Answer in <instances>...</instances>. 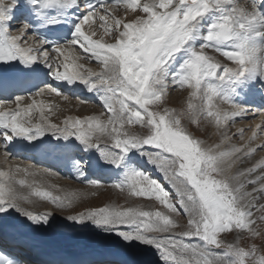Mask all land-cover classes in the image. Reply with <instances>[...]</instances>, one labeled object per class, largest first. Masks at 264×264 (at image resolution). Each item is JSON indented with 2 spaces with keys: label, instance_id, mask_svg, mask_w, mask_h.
<instances>
[{
  "label": "snow or ice",
  "instance_id": "6c2138e0",
  "mask_svg": "<svg viewBox=\"0 0 264 264\" xmlns=\"http://www.w3.org/2000/svg\"><path fill=\"white\" fill-rule=\"evenodd\" d=\"M15 3L16 0H0V63L16 60L25 66L45 63L57 81H78L87 84L89 91L101 87L102 108L109 114L107 124L113 125L112 131L118 137L112 147L119 150L104 151L101 155L106 162L119 167L123 156L131 149L149 146L158 150L156 155L149 156V162L162 171L177 199H170L169 192L160 183L141 172H133L125 183L111 186L127 191L132 197L154 196L168 213L186 218V230L173 232L180 225L168 214L130 207L123 210L99 207L66 218L74 223L91 222L114 231L126 243L136 240L155 247L164 264H246L249 259L254 264H264V256L257 257L255 245L245 250L218 239V234L234 230L247 231L253 238L262 235L257 225L259 221L264 226V203L260 202L264 201V161L252 167L240 166L258 150L264 152V143H256L259 133H264V126L257 124L258 131L249 128L251 134L247 138L243 128L230 133L228 129L238 120L243 122L249 113L231 103L212 83H235L247 77L264 82V11L260 8L264 0H251V12L239 6L237 0H149L143 4L140 0H113L112 3L103 0L96 6L86 4V14L75 27V39L51 52L45 49L43 41L36 48L29 45L27 25L17 31L18 35L9 33L5 26L9 18L6 11ZM31 3L47 8L61 3L76 6L79 0H31ZM121 5L125 13L128 10L134 13L131 21L113 15ZM137 10L146 15H140ZM210 11L219 13V19L208 27L204 43L189 50L190 58L185 61L179 77H174L170 85L165 84L158 78V73L192 39L195 24ZM96 24L104 35H111L116 42L94 41L92 36L98 31ZM85 25L88 26L87 32L83 30ZM76 46L87 55H75ZM65 50L72 54L71 57L64 55ZM207 50L219 53L234 67L215 60ZM52 52L64 55V61L58 63L50 55ZM81 58L95 59L102 66L101 71L93 72L76 64L75 60ZM170 86L190 90L186 111L179 115L174 109L160 107ZM45 92L61 95L47 87L35 96ZM197 97L199 105L193 103V98ZM23 99L18 97L15 100V110L0 111V133L4 140L13 137L35 140L52 133L58 139L74 137L85 146V150L100 148L93 142V133L106 131L107 125L92 119L69 117L61 127L49 123L44 116L45 111H52L50 106H37L34 101L28 108L20 109L19 102ZM217 100L228 104L232 111H218ZM149 105H156V109L149 110ZM33 107L40 111L42 123L26 127L23 120ZM184 117L196 124L207 120L216 128L220 142L205 146L182 125ZM126 123L140 125L147 131L140 137H128L127 134L120 137L116 125L123 129ZM233 139L242 143L233 145ZM0 147L4 149L3 145ZM5 156H8L6 152ZM257 170H260L259 174ZM16 171L38 175L27 169L17 168ZM10 175L0 171V178H6L0 180V214L13 209L33 224H46L51 213L40 215L24 208L22 202H27L29 196L9 183ZM88 183L101 184L98 181ZM19 185L20 188L31 187L25 180H20ZM31 195L49 200L59 210L72 203L65 204L60 197L48 192L34 191ZM192 241L200 243L193 244ZM218 249L223 251H216Z\"/></svg>",
  "mask_w": 264,
  "mask_h": 264
},
{
  "label": "bare ground",
  "instance_id": "6f19581e",
  "mask_svg": "<svg viewBox=\"0 0 264 264\" xmlns=\"http://www.w3.org/2000/svg\"><path fill=\"white\" fill-rule=\"evenodd\" d=\"M22 2H23V0H16L15 6L10 10L17 11L19 9V6L22 4ZM122 6L123 5H121L120 7H122ZM249 8L252 11V7L249 6ZM85 14L86 13L82 14V16ZM132 14H133V12L131 10H128L127 13H122V14L120 13L119 17L124 18L125 20H128L132 17V16H130ZM219 15L220 14L217 13L216 11H210L209 13L205 14V16L202 17V19L205 18V19H208V21L206 22L204 28L201 31L202 32L206 31L212 23L216 22V20L219 19ZM82 16H81V18H82ZM81 18L76 19V21H75L76 25L79 23ZM109 23H111V21H109ZM76 25H75V27H76ZM19 27L21 29L23 27L22 24L18 23L16 26V29ZM198 27H199V24H198ZM83 30H85L87 32L88 26L85 25ZM198 31L199 30H197V28H195V31H193V33H192V39L189 40L188 42H193L194 40H200V38L195 37V32L198 33ZM101 33H102L101 37L92 36V39L93 40L96 39L94 41H100L102 43H103V41L108 42V43H113V42H110L109 41L110 39L107 38L110 35H104L102 29H101ZM101 33H100V35H101ZM15 35H18V33ZM202 42H204V40H202ZM28 43H30L29 39H28ZM71 43L72 42H70L69 44H71ZM30 45L34 48L39 47V45H36L34 43H32ZM66 45H68V44H66ZM63 46H65V45H63ZM63 46H60V47H63ZM184 51L185 50L181 51L180 53H177L171 59L172 65L164 68L162 70V72L168 71L174 65H176V70L174 71L172 76H173V78L174 77L178 78L179 75L181 74V69H182L185 61L190 58V53L184 52ZM50 55L54 59H56L58 63H61L64 61V55H69L71 57L72 54H70L67 50H65L64 55H59V54L54 53V52L50 53ZM75 55L83 57V56H86L87 54L83 53L82 49H79V47L76 46ZM224 60L226 61V59H224ZM225 61H224V63L228 64L229 66L234 67L233 64H231L228 61H226V62ZM69 63L70 64L72 63L71 58L69 60ZM75 63L78 65L82 64L85 66V69H91L93 72L101 71V67H102L98 64V62L95 59L81 58V59L75 60ZM45 67L49 68L46 64H45ZM50 70L52 73L51 68H50ZM60 71L61 72L64 71L63 67L60 68ZM81 71L84 75H87L86 71H84L83 69H81ZM159 78L162 79V77H159ZM248 78L249 77L242 79L240 82H244V81L248 80ZM212 83L218 87V89L222 95L227 96L229 98L231 103L242 107L240 105V102H239L242 99L241 96H239V95L233 96L232 94L228 93L229 82L221 83L219 81H212ZM48 85L49 86H47V87H51V88L57 90L60 94H66L68 97H70V99H72L73 101H70V100L68 101V99H66L67 100L66 104H68L69 106L71 105L72 109H73V107L75 108V106L80 105V103L82 104V106H85V104L82 103L81 101H86V102H88L87 104L96 103V104L102 106L101 97L103 95V89L101 87H97L96 89L89 91V86L87 84L80 83L78 81L72 82V83H69L68 81H57V80L53 79L52 74H51V78H50V83ZM45 87L46 86L39 87V89L36 91V93L39 92L40 90L44 89ZM159 87H160V85H157V88H159ZM35 94L33 96H30V97H24V99L19 102L20 109L28 108L29 105H33L34 101H35V104L37 106H41V105L50 106L52 108V111L51 112L45 111L44 116L47 117V120L49 123H52L50 117L54 114L53 113V111H54L53 107L54 106L51 105L52 103H50V101H52V100H48V99H50V97H52V96L56 97L58 95H56L54 92H51V93L45 92L44 94H42L40 96H35ZM17 98L18 97H15V98L11 99L10 101L0 102V111L15 110L17 105L14 102ZM218 102L220 103V105ZM215 103H216L217 110L220 111L221 113H230L232 111V109H230L228 104L224 103L223 101L217 100ZM64 113H66V112L62 111V114H64ZM31 118H36V121L35 120L33 121ZM72 118L73 119L76 118V113L73 114ZM93 120L97 121L95 119H93ZM237 122L238 123H236L235 125L230 127V128H232L230 133H235L238 129L243 128L246 130L245 135L247 138V136L251 134L248 131L249 128H251L252 130L258 131V129H256V125L259 123L256 120V118H254L252 116V113H249V115L245 116L243 118V122H240L239 120ZM23 123H24V126H26V127H32V126H35L36 124L42 123L41 113H40V111L37 110V107H33L31 109L30 115H28L24 118ZM260 125L264 126V123H261ZM60 126L64 127V125H60ZM211 127H212V130H211L210 138L214 142L219 143L220 137L217 133V130L214 127V125H212ZM259 137L260 138L257 140L256 143H264V133H259ZM44 140L49 141L48 145L62 144L65 147H71L72 149L75 148V150H77L78 154L80 155L79 159L83 160V162H85V166H87V162H89V160H91V161L93 160V161L97 162L98 166H102L101 168L111 166V170L107 175H113L111 179L114 180V182H112V183H115V184L125 183L128 176L132 174L130 167H127V166L125 167L124 165H121V164L119 165V167H117L116 165H114L112 163L106 162L105 158L101 155V152L98 151L97 149L88 148L87 150H85V146L82 145L79 141H77L74 137H70L68 139H64V138L58 139L52 133H47L44 136L40 137L39 139H35V141L40 143V144L36 145L37 150L51 151L50 147L47 149H43V147L41 145V141H44ZM236 140L238 141V143L236 145H239L240 143H242L238 139H233L231 141V144H233V142ZM16 142H28L29 143V139H26L24 137H13L11 140L6 141L3 139V135L0 136V145L4 146V149L2 147H0V150H2V152L0 153V171L9 172L11 174L10 175V180L12 179L11 182L16 181L19 184L20 180H25L27 182V185H31V183H32L31 181H35V183L38 182L36 177H38V178H39V176L43 177L42 175H47V173H45L39 169L32 168L31 166L27 165L26 163H21L20 161H17L7 153V148L10 146L9 143L13 144ZM233 145H235V144H233ZM224 147H228V145H224ZM72 149H70V150H72ZM5 152L8 154V156H5ZM133 157L134 156H129V157L125 158L123 160V162L126 163L128 161H131V163H132V161H134V159H135L138 161V163L143 164V162L145 161L142 159V157L141 158L134 157V159H133ZM251 158H252L251 161L248 159L249 161L247 160V162L245 164L241 165L240 167H242V168L252 167L254 164L259 163L261 161H264V152H260L258 150L257 153H255ZM86 159H89V160H86ZM77 165L83 166L82 161L77 162ZM126 165H128V164H126ZM17 168L27 169L28 172H37L39 176L38 175H28L24 171L17 172L16 171ZM89 169H92V167H90ZM152 170L154 172H156V168H152ZM92 171H93V169H92ZM105 171H107V170H105ZM233 171H235V169H233ZM259 171L260 170H257V174H259ZM78 176H79V180H81V182L86 184V185H93V186L97 185V184L88 183V182H93L94 180H90V179L85 180V178H84L85 174L83 175V173L80 171L78 172ZM51 177L54 178L53 181L55 183H58L56 180L63 181V180L59 179L58 177H55V176H51ZM3 179H6V178H0V180H3ZM39 179L41 180L42 178H39ZM10 180H9V182H10ZM42 181H44V180H42ZM32 186L33 185H31V187ZM42 186L44 187V190L46 192L50 193V191H48L49 189L47 188L49 186H46L44 184H42ZM14 187H15V185H14ZM40 191H42V189H40ZM21 192H23V191H21ZM29 211H31V210H29ZM34 213H36V212H34ZM36 214H39V213H36ZM43 214H46V213H40V215H43ZM52 218L53 217L50 216L48 218V221L46 224H43V223L33 224V223L29 222L28 220H26L23 216H21L15 210L10 209V210L0 214V227L4 231L9 230V229L14 230L18 235H21V236L28 238V239H33L37 242H42V243L47 244V245H55V246H58V245H62V246L82 245V246L87 247L90 250H94L98 254L104 255L108 258H112V256H114V255L120 256L119 258L113 257V259H117L119 261L124 260L125 263L162 264L161 262L157 261L156 258L154 259V258L148 257V255L145 253L143 254L142 252L141 253L137 252L136 247L132 242H128V243H130V244H128L124 240H122L119 236H116V235H97L93 232H86L87 229L84 227H80V229L79 228L75 229L74 226H69V225H66V226H63L60 228L58 226V228H59L58 229V228H56V226H54L55 222L53 221ZM216 251H218V252L223 251V249H218ZM101 253H105V254H101Z\"/></svg>",
  "mask_w": 264,
  "mask_h": 264
},
{
  "label": "rangeland",
  "instance_id": "374dc122",
  "mask_svg": "<svg viewBox=\"0 0 264 264\" xmlns=\"http://www.w3.org/2000/svg\"><path fill=\"white\" fill-rule=\"evenodd\" d=\"M145 2H149V0H140L141 4ZM237 2L239 6L245 7L247 11L251 12L249 8V3L247 0H237ZM137 11L139 12L140 15H146L140 12L139 10ZM120 13L121 14L125 13V9L123 6L120 7L117 11H114L113 15L119 16ZM130 16L132 17L126 21H131V19L134 16V13ZM95 27H97L98 31L96 35L94 36L101 37L102 33H101V29H99V25L96 24ZM107 38L110 39L109 40L110 42H113V43L116 42L111 35L108 36ZM103 43H108V42L103 41ZM198 43L199 44H189V47H188L189 49H187V52L190 53L189 51L190 49L194 50L196 48H199L202 43L201 42H198ZM207 54L212 56L215 60H218L224 63L223 57L217 54L216 52L207 50ZM167 66L168 64L165 67ZM159 75L160 73H158V78H159ZM189 93H190V90H188L186 87L184 89H179V88L174 89L170 87L169 92L163 98V103L160 105L161 109L163 108L174 109L175 113L179 115L181 112L186 111ZM52 97H50V99L48 100H52L50 101V103H52L51 105L54 106L53 107L54 114L50 117L51 122L53 124H57L59 126L64 125L63 122L65 121V119L69 117L72 118L74 113H76V118H80L82 120L95 119L99 121L100 123L107 125L106 131L101 132L99 130H96L93 133V142L98 143L100 146V148H95V149H97L101 153L104 151H119L118 149L112 147L114 144L115 138H118L117 133L112 131L113 125L107 124L109 114H106L105 110L102 108L101 105L84 103L85 106H82V104L80 103V105H77L78 107L77 106H75V108L73 107L74 109L73 110L71 108L72 107L71 105L69 106L68 104H66L67 103L66 99H68L67 97H62V96L55 97L54 96L55 97V98L53 97L54 99ZM69 100L73 101L72 99H68V101ZM193 103L199 105L200 103L199 98L198 97L193 98ZM65 107L66 108L68 107V108L66 109ZM148 107H149V110L156 109V105H149ZM62 111H65L66 113L62 114ZM31 119L33 121L34 120L36 121V118H31ZM182 125L187 129L189 133L192 134V136L202 141L205 146H211V145L216 144V142H214L210 138L212 124H210L207 120H201L199 124H196V123L191 122L186 117H184L182 118ZM116 128H117V131L120 133V137H123L125 134H127L128 137H133V136L140 137L145 131H147V129L143 128L140 125L127 124V123L125 124V127L123 129H120L118 125H116ZM231 130L232 128L228 129L229 132H231ZM237 143H238L237 140L233 142V144L235 145ZM157 152L158 150L152 147L144 146L140 149L129 150L127 154L123 156V159L131 155L135 157H143L145 160H147L149 164L148 166L150 169L156 168V172L154 173L157 174V176H152V172L147 171V170L141 173L148 176L151 180H155L158 183H160L162 187H164V189L169 192L170 194L169 198L175 201L177 199L176 194L174 190L171 188V185L168 184V182L165 180L162 171H160L156 167L155 164L149 162V156L156 155ZM159 154L163 155L162 152H160ZM117 155H119V153H117ZM165 155H170V154H165ZM249 160L251 161L252 158H250ZM42 176L43 177L39 176V178H42L41 180L38 177H36L38 180V182L36 183L35 181H31L32 182L31 185L33 186L30 188L27 186L24 188H20V185L16 181L11 182L12 179L10 180L9 183L12 186L15 185V188L20 189V191H23V193L25 192L24 194L29 196V200L27 202H22V206L24 208L31 210L32 212L39 213V214L40 213H51V216L53 217L52 219L55 222L54 226H56V228H58V226L60 228V227L69 225V226H74L75 229H78V228L80 229V227H84L87 229L86 232H93L97 235H116L114 231L105 230L103 228L97 227L91 222L74 223V222L69 221L66 217L68 215H76L79 212L89 211V210H92L94 208H99V207H113V208H119L121 210L127 209L130 207V208H133L135 210H140V211H149L153 213L156 211H160L164 214H168L170 218L176 220L177 223L180 225V227L177 229H174L173 232L179 233V232L186 230V218L175 217L172 214L168 213L167 208L164 205H162L159 201L155 200L154 196L152 198L132 197L128 195L127 191L122 192L121 190L112 187L111 185L113 184L108 183V182H105V183H102L96 186H91V185L88 186L82 183H76V182H70V181H60V180L55 179L58 182V183H55L53 181L54 178L51 177L55 175L47 174V175H42ZM42 184L49 186L47 188L49 189L48 191H50V194L52 196L60 197L62 200H64L65 204H68V201H72L70 206L66 207L64 210H59L49 200L31 195V193L34 191L46 192ZM250 187L251 186H249V190H250ZM40 189H42V191H40ZM260 202L264 203V201H260ZM181 215H183V210H181ZM258 215L259 214L257 213V216ZM257 228L258 230L261 231L262 235L255 237V238L251 237V235L247 231L241 232L240 230H234V231H228V232L218 234V239H221L225 243L235 244L237 247H243L245 248V250H250L251 247L255 245L257 248V257L264 256V226H261L260 222L258 221ZM130 231H134V229H131ZM131 242L135 245L137 252L139 253L142 252L143 254L145 253L148 255V257H151L154 259L156 258L157 261L161 262L162 264L164 263L160 259L158 250L155 247L147 246L145 244L137 242L136 240H133ZM191 243L197 244L200 242L192 241ZM246 264H254V262L251 259H249L246 261Z\"/></svg>",
  "mask_w": 264,
  "mask_h": 264
}]
</instances>
